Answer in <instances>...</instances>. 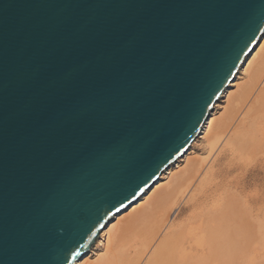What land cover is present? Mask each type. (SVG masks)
Listing matches in <instances>:
<instances>
[{
    "label": "water",
    "instance_id": "95a60500",
    "mask_svg": "<svg viewBox=\"0 0 264 264\" xmlns=\"http://www.w3.org/2000/svg\"><path fill=\"white\" fill-rule=\"evenodd\" d=\"M264 0H0V264H73L189 147Z\"/></svg>",
    "mask_w": 264,
    "mask_h": 264
},
{
    "label": "bare ground",
    "instance_id": "6f19581e",
    "mask_svg": "<svg viewBox=\"0 0 264 264\" xmlns=\"http://www.w3.org/2000/svg\"><path fill=\"white\" fill-rule=\"evenodd\" d=\"M221 145H230L239 151L251 145H256L255 149L257 145H264V33L215 101L186 151L168 165L136 201L115 213L92 246L73 264H197V257L206 254L221 264H232L246 236L243 226L246 220L237 211L231 195L221 197L219 212L202 221L200 233L190 224L180 227L172 224L181 196L192 189L200 194L207 175L197 183L199 176ZM255 149L249 151L252 159L256 158ZM261 223L264 226V222ZM202 261L206 264L205 258Z\"/></svg>",
    "mask_w": 264,
    "mask_h": 264
},
{
    "label": "rangeland",
    "instance_id": "374dc122",
    "mask_svg": "<svg viewBox=\"0 0 264 264\" xmlns=\"http://www.w3.org/2000/svg\"><path fill=\"white\" fill-rule=\"evenodd\" d=\"M221 146L217 152L209 158L212 161L208 159L209 162L207 161L208 163L205 164V169H202V173L197 181V183H199V181L207 175V182L205 184L207 186L205 187L204 185L202 187V189L199 191L200 194H198L195 189H192L193 191L189 190L188 193H185L183 196H181L176 207L177 210L175 209L172 216V224L175 227L190 224V226L197 228V231L200 233L202 221L211 217L215 211V213L219 212V208L223 202L222 198L224 196L227 197V195H231L236 201L235 206H237V211L240 213L242 218L244 217L243 220H246V223L244 222L245 225L243 224L244 229L246 230V236L242 238L241 251L232 264H264V226H261L263 224L261 222H264V150H262L264 149V145H257L258 148H256V158L254 157L253 159L251 158L252 156H250L249 151L255 149L254 147L256 145H251L249 149L246 148L240 151L238 149L235 150L231 148L230 145ZM229 146L230 148H228ZM240 155L242 157H240ZM239 157H245V159H239ZM246 158H248L249 161ZM184 163L185 161H183L182 166ZM214 179L215 182H213ZM191 193L193 195H191ZM257 197H260V200H258ZM201 198H203V200H201ZM204 203L207 204L205 205ZM186 207L188 210L184 211ZM175 223L177 225H175ZM261 230L262 236L259 234ZM252 249L254 250L252 251ZM246 256L248 258H246ZM202 258H205L206 264L222 263L218 259L209 257V255L206 254L203 257H197V264H203Z\"/></svg>",
    "mask_w": 264,
    "mask_h": 264
}]
</instances>
